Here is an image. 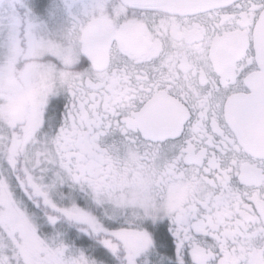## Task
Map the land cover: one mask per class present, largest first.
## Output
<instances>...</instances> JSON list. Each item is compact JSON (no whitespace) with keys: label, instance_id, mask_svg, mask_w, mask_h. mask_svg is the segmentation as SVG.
Listing matches in <instances>:
<instances>
[{"label":"snow or ice","instance_id":"snow-or-ice-1","mask_svg":"<svg viewBox=\"0 0 264 264\" xmlns=\"http://www.w3.org/2000/svg\"><path fill=\"white\" fill-rule=\"evenodd\" d=\"M0 264H264V0H0Z\"/></svg>","mask_w":264,"mask_h":264}]
</instances>
